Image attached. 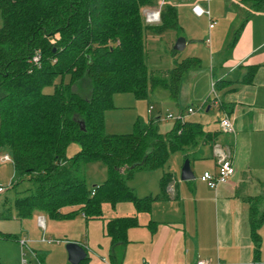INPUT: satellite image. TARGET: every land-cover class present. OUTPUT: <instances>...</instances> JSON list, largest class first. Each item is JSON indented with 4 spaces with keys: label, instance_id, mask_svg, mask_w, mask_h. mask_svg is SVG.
Masks as SVG:
<instances>
[{
    "label": "trees",
    "instance_id": "1",
    "mask_svg": "<svg viewBox=\"0 0 264 264\" xmlns=\"http://www.w3.org/2000/svg\"><path fill=\"white\" fill-rule=\"evenodd\" d=\"M243 1L249 4L247 16L264 12V0ZM156 3L0 0V154L10 158L15 174L10 187L0 193V219L12 216L11 206L4 203L9 192L15 194L18 218L40 210L55 219L76 215L103 219L102 205L115 207L120 202H131L138 213L148 211L153 200L167 197L165 189L172 174L163 173L158 194L138 197L128 185L133 173L163 167L176 151L184 152L188 159H201V146L216 141L218 131H207L201 122L182 117L164 134L158 130L161 116L137 119L130 133L105 130V111L113 107L115 93L146 98L149 85L163 86L177 102L183 77L189 70L202 68L199 58L189 56L175 60L165 77L148 73L145 31H182L170 2L162 6L158 26L145 23L142 8ZM35 54L38 62L32 61ZM254 73V69L249 71L247 81H252ZM47 85H54L51 93L43 91ZM74 142L79 150L68 157L67 147ZM93 161L106 165L107 177L101 184L89 186L85 166ZM24 180L27 187L21 186ZM249 201L258 262L264 196H251ZM134 226H138L136 216L106 220L105 235L110 239L114 264L123 257L127 230ZM89 258L79 264H89Z\"/></svg>",
    "mask_w": 264,
    "mask_h": 264
},
{
    "label": "crops",
    "instance_id": "2",
    "mask_svg": "<svg viewBox=\"0 0 264 264\" xmlns=\"http://www.w3.org/2000/svg\"><path fill=\"white\" fill-rule=\"evenodd\" d=\"M176 1H183L190 7L193 2L202 3L206 0ZM210 1L212 13L207 9L210 16L205 14L209 17V31L213 38L207 39L205 44L209 49L202 51L201 44L200 53H195V57L203 63L205 61L206 65L195 69V72H192L193 69L189 70L183 77L175 107L185 108L189 103L204 98L193 92L191 84L185 85L192 73L200 71L205 73L202 81L206 86L211 84L219 94L217 101L208 91L207 96H211L205 97V106L214 104L220 107L223 115L232 119L236 131L226 133L222 130H207L218 131L219 135L212 145L201 146L204 150L203 158L190 159L194 179L180 178L183 163L173 170L162 169L158 175V185H152L146 191L148 193L140 197L158 194L161 189L160 178L163 173L170 172L172 178L165 189L167 197L153 200L148 211L138 213L135 209L132 214L123 211L117 213V206L126 202H120L115 207L108 205L116 212L113 217L136 216L138 220V226L131 227L132 231H128L130 228L127 230L128 243L118 264H126L131 259L132 264H194L197 259H205L212 264H264V224L258 229L261 245L260 259L257 262L248 200L249 195L264 196V12H254L247 16L250 8L243 0H225L222 10L217 9V0ZM193 12L195 13L194 10ZM212 21L217 24L210 28ZM221 25L224 26L222 32L228 28L225 38H222V32L217 31V27ZM241 25V31L236 34ZM251 69L255 73L252 81H247ZM196 81L194 78L192 83L195 84ZM161 88L163 87L151 90L152 99L159 98L155 93ZM171 102L174 103L172 100ZM153 109L152 106L148 114L151 115ZM179 112L183 116L181 109ZM216 145L231 150L236 172L228 183L212 188L201 176L205 171H218V157L214 151ZM182 158L184 162V152ZM196 170L200 172L197 177ZM107 219L109 218L104 216L99 219L102 221L105 237ZM89 221L85 220L86 224ZM45 222V218L41 216L39 223L43 226ZM82 246L88 254L87 237ZM107 259L109 264H114L110 256V239Z\"/></svg>",
    "mask_w": 264,
    "mask_h": 264
},
{
    "label": "rangeland",
    "instance_id": "3",
    "mask_svg": "<svg viewBox=\"0 0 264 264\" xmlns=\"http://www.w3.org/2000/svg\"><path fill=\"white\" fill-rule=\"evenodd\" d=\"M175 4L178 12L177 26L184 27L182 31L178 28L164 29L160 33H154L146 30L144 33V57L150 73L151 71L159 73L161 77L166 76L167 70H170L175 65V60L180 61L189 56H195L200 53L199 47L202 44V51L205 50L207 39L211 38L212 34L209 31V17L206 14H197L193 12L195 5H201L203 8L210 9L211 1L193 2L190 7L184 3L176 0H169ZM225 0H217V9L222 10L223 2ZM149 7V6H145ZM143 9V8H142ZM211 11V9H210ZM144 16L143 12L141 11ZM212 13V11H211ZM159 25L152 23L151 25ZM2 25V16L0 12V26ZM147 25H150L147 23ZM157 25V26H158ZM223 25L217 27V31H223ZM229 27V25H228ZM228 32H222V38ZM237 34V33H236ZM178 37H183L187 44L182 50L174 52L173 46ZM233 41V40H232ZM196 44V45H193ZM206 49H209L208 47ZM210 53L209 50H206ZM202 62V60H201ZM202 62V66H204ZM207 70H209L207 68ZM189 72V71H188ZM187 72V73H188ZM192 72H195L193 69ZM191 72V73H192ZM192 73L190 80H187L185 85H192L194 93L204 96V98L189 103L185 108L175 107V102L169 99V92L167 89L161 88L155 94L159 96L154 100L151 96V88L149 85V93L146 98L135 97L132 93H115L112 98L113 107L105 111V130L107 133H130L133 130L134 122L139 119L148 121L149 118L156 117L158 114L161 118L158 121V130L160 133L168 132L176 118L180 116L179 110L183 112V118L186 120L201 122L206 130H222L221 119L224 117L220 107L214 104L205 106L206 98H215L218 94L213 93L212 85L206 86L202 81L205 73ZM186 73V74H187ZM195 74V75H194ZM194 78L197 79L195 84L192 83ZM163 79V78H162ZM59 78L56 80L58 81ZM216 79H214V83ZM163 87V86H159ZM54 85H47L43 88L46 93H51ZM216 89L218 87L216 86ZM211 92L207 96V92ZM207 96V97H206ZM206 97V98H205ZM212 98V99H213ZM170 100V101H169ZM212 103V102H211ZM152 105L154 109L151 115L148 111ZM149 106V107H148ZM193 111L189 112L188 108ZM210 108V109H208ZM178 109V110H177ZM172 114L174 118H165L166 114ZM222 133L220 132V135ZM215 148V147H214ZM79 150L77 143H70L67 147V156H73ZM4 153L0 154V185L10 187L15 174L11 161L5 159ZM183 163L182 152L176 151L169 154L166 163L163 167L152 170H137L133 173L132 177L128 180V185L140 197L145 195L152 185H158V175L161 170L178 168ZM85 174L89 186L101 184L107 177V167L101 161L88 162L85 166ZM200 172L196 170V177ZM21 186H28L24 180ZM8 201H4L6 207L11 206L12 216L8 219H0V263L1 264H20L21 257L23 256L28 260V264H70L68 261V253L66 244L69 241L76 240L81 245L84 244L86 237L88 238V259L89 264H109L108 249L109 239L104 236L102 230V221L99 219H91L86 224L85 217L76 215L70 218L55 219L51 218L46 213L40 210H34L32 214L26 218H18L15 213L14 196L13 192L7 193ZM144 197V196H142ZM248 200L251 196H248ZM104 203L102 205V213L105 218H110L116 215L117 211L135 213V208L131 202H126L118 205L116 212ZM118 213V212H117ZM129 214V215H131ZM122 215V214H119ZM44 217L46 222L42 226L39 223V218ZM122 217V216H121ZM128 231H132L130 228ZM129 233V232H128ZM26 239L28 246L21 248L19 239ZM49 243V244H48ZM36 254V256H35ZM103 256V257H101ZM87 257V258H88ZM84 261V260H83ZM126 264H132V259L128 260Z\"/></svg>",
    "mask_w": 264,
    "mask_h": 264
},
{
    "label": "built area",
    "instance_id": "4",
    "mask_svg": "<svg viewBox=\"0 0 264 264\" xmlns=\"http://www.w3.org/2000/svg\"><path fill=\"white\" fill-rule=\"evenodd\" d=\"M167 2H169V0H157L156 5L144 7L142 9V12L144 14L143 17L145 23L146 24L149 23L150 25L152 23H156V22L158 23L161 17L162 6ZM193 10L197 14L201 15L207 13L210 16V12L208 10H205L201 5H195ZM216 24H217L216 21H212L210 23V28H213ZM38 60H39V55L35 54L32 57V61L38 62ZM213 93H216L215 88H213ZM215 98L217 101H219V97L217 95L215 96ZM188 111L191 112L193 111V109L189 107ZM179 117H182V115H180ZM165 118L172 119L174 118V116L172 114H167ZM220 122L222 125V131L226 133H234L236 131L234 122L228 115H224V117L221 119ZM214 151L218 157V163H219L218 171L215 173L211 171H205L201 176V179L205 181L210 187L217 188L221 184L228 183L230 179L235 175L236 170L233 164L231 150H226L222 146L216 145ZM5 159L10 160V158L7 155H5ZM5 189H6L5 186L0 185V193L4 192ZM94 192L95 189H92V193ZM27 242L28 241L26 239H21V238L19 239L21 248H23L25 245L27 247L28 246ZM20 264H28V260L22 256L20 260ZM194 264H212V263L205 259H197L194 262ZM218 264H223V263L219 262Z\"/></svg>",
    "mask_w": 264,
    "mask_h": 264
},
{
    "label": "water",
    "instance_id": "5",
    "mask_svg": "<svg viewBox=\"0 0 264 264\" xmlns=\"http://www.w3.org/2000/svg\"><path fill=\"white\" fill-rule=\"evenodd\" d=\"M185 44L186 40L183 37H178L173 46V49L176 51L182 50ZM180 172V178L182 180H191L195 178V175L190 167V159L186 158L184 160ZM66 250L68 253V261L70 264H79L81 261L85 260L88 257L86 249L81 244L74 241L67 242Z\"/></svg>",
    "mask_w": 264,
    "mask_h": 264
}]
</instances>
